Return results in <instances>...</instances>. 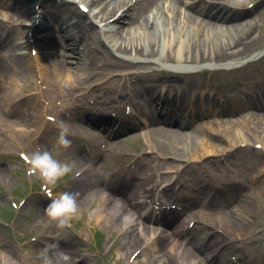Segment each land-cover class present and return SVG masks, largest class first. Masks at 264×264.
<instances>
[{"label":"rangeland","instance_id":"1","mask_svg":"<svg viewBox=\"0 0 264 264\" xmlns=\"http://www.w3.org/2000/svg\"><path fill=\"white\" fill-rule=\"evenodd\" d=\"M22 1L29 2V0ZM258 2L259 0H245L242 4L243 7L239 8L252 9ZM119 3L121 5V2ZM75 6L77 7V5ZM112 7V5L109 6V9ZM126 8H120L119 13L121 11L123 13ZM95 11L97 12V10ZM256 11L252 12L248 19H257ZM83 12H85V8ZM130 13L132 14L133 10H130ZM65 15L67 16V14ZM7 16L6 11L0 13V21L11 27L12 21L8 20ZM115 16H118V12L115 13ZM81 18L87 25L92 22V27L89 25L90 30L84 32L83 35L90 54L96 58L97 62H103L106 57L110 56L115 61V65L133 66L132 64H134L135 68L140 67L141 73L147 76L160 69L166 72H189L194 75L193 81L201 89H205L209 92L208 94L218 95L216 97H218L219 101L222 100V102L226 101L227 103L241 101L245 105L250 104V101L245 102L246 98L251 96L248 86L256 87L257 83L259 84L263 80H259V78H264V27L260 29L261 33L258 29L255 30L254 35L262 37L255 47L251 48L249 54L238 61L236 60L235 63L210 64L205 62L203 64L186 63L179 65L175 62L159 64L157 60H154L152 63L141 64L133 56L116 52V47L122 40L117 36L109 37L108 39L104 38L103 33H100L102 28L99 22L100 17L95 19L93 16L84 15ZM109 19L112 21L114 18ZM72 20L75 21L76 19L73 18ZM31 22L32 20L29 18L24 21L26 25L30 26ZM163 23V21L155 22L152 30L156 34H162L163 31H166ZM29 29L27 28L26 31L28 32ZM49 30L51 29L47 31ZM189 31L191 32L190 36H192L193 29ZM168 33L172 32L167 30ZM23 34L25 33L15 35L13 43L16 46L15 54L28 61L30 74L28 73L27 77L18 79L17 82L10 83V87H14L19 95V98L13 100L11 104L10 110L12 111L10 112V117H8L10 120L23 107H33L35 109V106L39 103L42 107H46V104L48 105L49 103L52 106H58V104L70 102L71 97H79L78 99L81 100L83 99L82 96L87 94L89 96L90 92L93 93L91 82L97 81L105 84L107 79L113 76H124L131 73L124 67H114L109 71L111 75L108 77L100 74L90 76L86 61L81 63V65L79 64L77 66L79 68L75 70L76 67L74 66L79 55L77 51L70 55L69 49L63 51L66 54L65 59L74 64H70V69L65 67L62 71L58 70L52 64L53 61L46 59V55L50 53L49 51L39 50L41 54L39 53L35 56L31 54V48L25 43ZM30 36H33L32 33ZM160 36L164 37L165 35ZM80 51L81 54L88 52V50L84 51V46H80ZM52 56H54V60L59 58L56 55ZM36 57H41L38 58L41 64L48 65L47 78L49 79L48 86L50 88L44 87L42 92L44 97L34 96L30 98L28 92L32 89H34L32 92H36V87L42 86L37 79V68L32 61ZM84 58L86 60L89 59L87 56H84ZM104 71L108 70L105 69ZM156 80L159 84L164 82L159 77H156ZM205 81L208 82L206 83ZM179 83H182V81L180 80ZM66 86H68V90L65 91ZM231 86L243 88V91L235 94ZM160 88L166 89L164 86ZM226 88H229V90ZM54 90L55 92H53ZM62 91L64 93H61ZM101 91L106 93L107 99L113 97L115 103L122 100L114 92H110L112 90L108 85H105ZM260 102L256 103L263 105V101ZM125 103L126 101H124L123 107L128 108L129 105H125ZM90 105L87 104L85 109L87 110ZM262 108L261 111H258L261 114L264 112V107ZM60 111L63 112L62 109ZM197 112L198 115L191 119L190 125L198 129L197 138L200 134L203 135L204 144L203 142L201 143L199 138H193L188 139L187 144L184 146L183 139L181 144L178 145V147H181L180 153L175 156L172 154L173 156L164 157L157 155L158 151L152 147V142L146 135L147 130H141V128L133 129L111 139L104 137L98 141L70 134L71 146L64 149L57 144L60 129L53 127L54 124L62 123V114L59 115L60 113L58 112V115H50V112L46 116L50 125H43L45 121L38 118L36 122H33L34 125L29 127L31 128L29 131L9 133L4 129L1 131V129L0 243H6L11 247L15 264H30V262L42 264V256L45 254V247L49 243L59 245L58 251L54 249L47 253L53 264L63 262L66 259L65 257L73 258L71 264H164V252L152 255L148 259L144 256H139L135 260L136 255L134 257L130 256L131 253L134 254L136 252L135 248L137 246L128 248L125 244V239L129 235L136 234L139 229L138 226L132 225L126 232L118 234L117 226L120 224L121 214L120 216H115L113 220L107 219V216L102 215V217H99L95 214V209L93 208L95 195L93 196V192L98 189L94 186V180L97 177L93 176L91 171L82 178L79 175L70 174L62 178L54 186L46 184L37 175L29 177L27 174L29 165L21 155L35 151L37 147L47 149L57 159L70 163L74 161L86 163L90 158L93 159L95 157L102 163L106 175L123 168V173H128L133 178L135 176H143V169L146 164L159 165L163 160L161 158H164V170L162 173H169L173 178L171 183L176 181L169 193L170 195L172 193V195L165 196L161 191L156 194L158 203L167 201L165 206L161 207L157 204L150 206L149 199L143 200L140 197H135L134 202L140 205V210L131 209L129 215L134 214L138 223L162 230L163 228L159 227L158 223H150L149 218H146V220L143 217L140 218L138 213L144 212L146 215L156 218V216H161L165 208L166 210L175 211L173 215H177L184 224L181 231L192 230L198 238L212 235L220 236L223 240L226 239V242L236 246V250L234 252L231 251L233 253L228 256L218 254L216 259H218L220 264H230L237 260V264H264V116L252 117L257 112L253 106H248V109L236 114L235 118L230 119L228 122L221 118L217 119L218 115H215L214 111L211 112L207 108L201 110V107H199ZM38 113H40V110ZM65 114L67 115V113ZM49 117H53L52 119L55 122L49 121ZM214 122L222 124L221 130L216 125V127L210 125ZM211 132L212 135L215 132H218V134L220 132L229 135L233 134L234 138H232V141L222 140L221 143L215 138L213 140L212 136L210 137ZM10 135H12V138H10ZM205 140L217 146L218 149L224 147L225 151L220 153V157L217 158L218 162L215 164L209 163V161L216 160L211 154L209 156H201L205 148ZM104 141H107V143H104ZM111 142L114 144L112 145ZM79 154L82 155L85 161L79 160ZM115 158L125 162L123 161L122 164L111 162L116 160ZM139 159L143 162V168L138 162L137 168L135 167V162ZM147 173L149 176L143 178V182L151 188L153 185L150 179L151 172ZM160 173H155V176ZM163 186H167V184L164 183ZM63 191L79 193L78 199L81 212L78 217L72 220L70 227L62 229L57 227L55 222L48 220L45 209L51 202L50 197H55ZM236 199L248 202L249 206L248 209L236 213L240 214V217L235 214V218L239 219L243 224L242 228L232 222H227L225 219L224 221L220 220L223 219L222 214L217 215L219 213L206 210L208 206L213 204L218 205V207H223L220 206L223 204L231 209V205L235 203ZM185 200L194 203L191 207H187L183 204ZM163 230L167 231L168 229ZM151 239H153L152 236ZM182 241L186 242V239ZM172 243H174L173 238L172 242L171 240L168 241L167 247L170 248L168 244ZM177 247H179L178 250L180 251L181 247ZM36 248H38V254H35ZM71 248L73 249L72 255L66 253ZM169 248L166 253L169 252ZM60 249L62 250L60 251ZM118 250L123 253V259L119 261L115 259V253ZM33 252L34 259L31 255ZM171 253L175 254V250ZM56 255H60L62 259H55ZM205 264L213 263H211L210 259H207Z\"/></svg>","mask_w":264,"mask_h":264},{"label":"bare ground","instance_id":"2","mask_svg":"<svg viewBox=\"0 0 264 264\" xmlns=\"http://www.w3.org/2000/svg\"><path fill=\"white\" fill-rule=\"evenodd\" d=\"M244 1L29 0V2H25L22 0H0V13L6 11L8 15L7 19L12 21L11 27L7 26L5 22L0 21V113L2 115L0 117V130L2 129L1 131H3L4 129L9 133L29 131L31 129L29 127L33 126V122H36L38 118L45 121L43 125H47L46 116L50 112V115L53 116L60 113L59 115L62 114L61 121L69 126L70 134L79 135L93 141H98L104 137L111 139L112 137L125 134L129 132L126 129H146V135L151 140L152 147L158 151L157 155L164 157L173 156L172 154L175 156L177 153H180L181 147H178V145L181 144L183 139L185 146L188 139L197 138L198 129L191 126L189 122L182 121L180 118L179 120L165 119L166 114L172 113L173 105L164 103L158 106L161 111L157 112L154 107L155 105L151 102L175 101L179 103L178 106H189L194 114L199 107H201V110L207 108L211 112L214 111L215 115H218L217 119L221 118L227 122L235 118V115L244 111V109H248V106H253L257 112L261 111L263 108L256 102L263 101L264 106L263 77L259 78V80H263L259 84L257 83L256 87L248 86L251 96L246 98L245 102L250 101L249 105H245L241 101L222 102V100L219 101L218 97H216L218 95L208 94L209 92L205 89H201L193 81L194 75L189 72H166L160 69L154 71L152 75L147 76L141 73L140 67L135 68L134 64H132L133 66L115 65V61L110 56L106 57L103 62H97L96 58L90 54L85 36L83 35L84 32L90 30L92 22L89 23V26L83 22L81 17L84 15L93 16L95 19L100 17V27H102L100 33H103L104 38L108 39L109 37L117 36L123 42L116 47V52L133 56L141 64L152 63L154 60H157L159 64L175 62L179 65L186 63L203 64L205 62L210 64L235 63L236 60L238 61L245 57L249 54L251 48L255 47L257 42L262 38L254 35L255 30L258 29L260 31L264 27V7L262 8L264 0H259L255 7L248 10L239 8L243 7ZM119 2H121V5ZM31 4L32 6L30 7ZM111 5L113 7L109 9ZM83 7L86 8L85 12H83ZM124 7H127L126 10L123 13L122 11L119 13L120 8ZM130 10H133L132 14H129ZM254 11H256L258 16L257 19H248ZM116 12H118V16H115ZM27 18L32 20V30L30 32L33 36H30L31 33L27 32L26 28H24V21ZM73 18L76 20L73 21ZM109 18L114 19L110 21ZM36 21L39 22L36 23ZM159 21L164 22L163 25L166 31L160 34L165 35L164 37H161L152 30L154 23ZM48 29L51 30L47 31ZM191 29L194 31L192 36H190L191 32L189 31ZM167 30L172 33L167 34ZM18 33H25L23 34V39L28 47L31 48L30 51L34 50L37 54L40 53L39 50L49 51L50 53L46 55V59L53 61L52 64L58 70L62 71L65 67L70 69V64H74L65 59L66 54L63 51L69 49L70 55H73L74 51H77L79 55L74 66L76 67L75 70L79 68H77L79 64L81 65V63L86 61L90 70V76L100 74L108 77L111 75L109 71L114 67H124L131 73L124 76H113L107 79V83L105 84L97 81L91 82L93 93L90 92L89 96L88 94L82 96L83 99L80 98L81 100L78 99L79 97H71L70 102L66 104L61 103L58 106H52L49 103L48 105L46 104V107H42L38 102L39 106L36 105L35 109L33 107H23L10 120L8 117H10V112L12 111L10 110L11 104L13 100L19 98L18 91L14 87H10V83L27 77L30 72L28 61L15 54L16 46L13 43V38ZM87 37L90 39L89 36ZM80 46H84V51L88 50V52L81 54ZM52 55L59 56V58H55L54 60V56ZM84 56H87L89 59L86 60ZM38 58L41 57H36L32 61L37 68V79L43 87L37 86L36 92H32L34 89L30 90L28 92L30 98L34 96L44 97V93H42L44 87L50 88L48 86L49 79L47 78L48 65L41 64ZM105 69L108 71H104ZM156 77L162 78L164 82L159 84ZM180 80L182 83H179ZM205 82L207 83L208 81ZM105 85H108L112 90L110 92H114L122 100L115 103L113 97L107 99L106 93H102L101 91ZM161 86H164L166 89H161ZM231 87L235 94L243 91V88ZM229 88L226 89L229 90ZM66 90H68V86H66ZM61 93L64 92L62 91ZM124 101H126L125 105L131 107L133 116H127L125 113H122ZM87 104L91 105L86 110ZM166 105L170 106L169 111L165 107ZM226 105L228 107H225ZM61 109L63 112L60 111ZM39 110L40 113H38ZM257 112L252 117L264 116V112L262 114ZM112 113L116 115L113 116ZM161 114L164 115L162 116ZM137 115L141 116L140 122L136 119ZM52 118L49 117L48 120L55 122ZM61 124H54L53 127L60 129ZM210 125L217 126L220 130L223 127L220 122H214ZM222 132L220 134L215 132L213 133L214 135L211 132L210 137L212 136L213 140L215 138L219 142L222 140L232 141V138H234L233 134L229 135ZM10 138H12V135H10ZM198 138L204 144L203 135L200 134ZM205 141V145L207 146L204 145L205 148L201 156H209L211 154L216 160L209 161V163L215 164L218 162L217 158L220 157V153L225 151L224 147L218 149L214 144L208 143L207 140ZM104 143H107V141H104ZM111 143L112 145L114 144L113 142ZM151 150L153 149L151 148ZM78 157L79 160H84L81 154ZM115 159L111 162L122 164L124 161H119V158L118 160L117 158ZM161 159L164 160V158ZM163 160L159 165L146 164L143 169V176L140 175L133 178L128 173L124 174L123 168H119V171L116 170L106 175L99 159L95 157L93 159L90 158L86 163L91 164V168L87 170L81 169L79 176L82 178L91 171L92 175L97 177L94 180V186L98 189L93 192V196L95 195L94 203L91 202L93 203L95 214L99 217H102V215L107 216V219L113 220L115 216H120V214L122 216L129 215L131 209L135 211L140 210V205L134 202L135 197H140L143 200L149 199V205L151 206L158 204V200H156L158 192L161 191L165 196H171L172 193L171 195L169 193L176 181L171 183V179L173 178L169 173H162L164 170ZM74 162H77L79 167V162ZM137 162L140 166L143 165V162L139 159L135 162V167L138 166ZM147 172L152 173H150V179L153 183L151 188L143 182V178L149 176ZM159 172L161 173L155 176V173ZM98 176L101 177L98 178ZM164 183L167 186H163ZM117 197L120 198L119 201L115 199ZM232 200L234 201V199ZM164 203H160L159 205H163ZM183 203L184 206L191 207L194 202L185 200ZM247 203L244 200L236 199L235 203L231 205V209L228 206L225 207L223 204L220 205L223 207L213 204L208 206L206 210L219 213L217 215L222 214L223 219L219 218L220 220L224 221L225 219L227 222H232L242 228L243 224L235 217L236 215L240 217V214H236L237 212L248 209ZM138 215L145 220L149 218L150 223H158L159 227L168 230L164 231L163 229L149 227L135 220L132 225L138 226L137 233L129 235L125 239V244L128 248L137 246L136 248L134 247L136 252L134 251V254H130L131 257L136 255L135 260L139 256H144L148 259L152 255L164 252V264H205L207 259H210L213 264H220L218 259H216L218 254L228 256L236 250L234 244L226 242V239L223 240L220 236L212 235L198 238L192 230L181 231L184 224L179 220L177 215H173L172 213L166 214L167 216L162 218H154L153 216L146 215L144 212H139ZM151 236L153 239H151ZM172 238L174 243L168 244L170 245L169 248L167 247V243L169 240L172 242ZM183 239H186V242H183ZM177 246L181 247L180 251ZM168 248L169 252L166 253ZM35 250V254H38V248ZM174 250L175 254H172L171 252H174ZM34 252L31 254L33 259ZM66 253L72 255L73 249H68ZM60 257V255H56L55 259ZM72 259V257H66L59 264H71ZM237 261L230 264H237ZM0 264H15L11 247L3 242L0 243ZM30 264L33 263L30 262Z\"/></svg>","mask_w":264,"mask_h":264},{"label":"clouds","instance_id":"3","mask_svg":"<svg viewBox=\"0 0 264 264\" xmlns=\"http://www.w3.org/2000/svg\"><path fill=\"white\" fill-rule=\"evenodd\" d=\"M69 126L62 122L60 131L57 137V144L67 149L71 146L72 141L69 139ZM26 162L29 165L28 176L37 175L48 185H56L62 178L70 174H80V170L91 168V164L79 162H65L57 159L47 149L37 147L35 151L26 154ZM79 193L72 191H63L55 197H50L51 202L45 209V214L49 221L55 222L57 227L66 228L71 226L74 218L78 217L81 212L79 203ZM117 201L120 198H115ZM135 222L134 214L123 215L120 217V224L117 226L118 234L126 232ZM56 243H49L45 247V254L42 256V264H53L52 259L47 254L50 250L58 249ZM66 258V257H65ZM117 261L123 259V253L117 251L115 253Z\"/></svg>","mask_w":264,"mask_h":264}]
</instances>
